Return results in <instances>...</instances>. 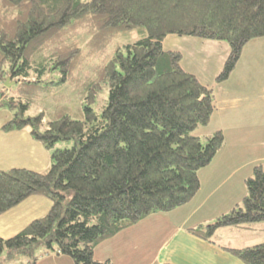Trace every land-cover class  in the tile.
<instances>
[{
    "label": "trees",
    "instance_id": "1",
    "mask_svg": "<svg viewBox=\"0 0 264 264\" xmlns=\"http://www.w3.org/2000/svg\"><path fill=\"white\" fill-rule=\"evenodd\" d=\"M132 30L140 38L109 50ZM171 34L226 43L214 79L223 82L243 46L264 37V0H0V110L8 114L1 130L28 128L50 151L45 170L0 169V215L31 196L50 202L44 215L0 236V261L7 252L37 264L43 246L73 264H112L93 257L99 243L195 196L199 170L224 135L216 130L202 141L193 134L215 111V93L183 68L181 52L163 48ZM65 88L78 96L75 111ZM42 99L54 108L27 115ZM244 186L230 211L187 231L211 243L220 228L264 231L261 163ZM221 247L243 264H264V239Z\"/></svg>",
    "mask_w": 264,
    "mask_h": 264
},
{
    "label": "crops",
    "instance_id": "2",
    "mask_svg": "<svg viewBox=\"0 0 264 264\" xmlns=\"http://www.w3.org/2000/svg\"><path fill=\"white\" fill-rule=\"evenodd\" d=\"M183 39V43L197 47L198 52L203 50L206 58L217 60V63L222 64L228 53V46L224 42L192 37ZM217 52L222 53L217 55ZM217 70L215 72L218 73ZM217 73L213 71L211 77L214 78ZM213 80L209 84L204 83L212 86L215 93V111L205 126L210 132L221 130L224 145L209 165L199 170L197 193L188 203L166 213L151 214L102 241L93 251L96 260H110L112 264H243L221 246L239 248L264 239L263 228H220L214 236V243L187 231L230 211L244 197V180L251 174L252 167L261 163L264 169V37L251 39L243 46L234 69L225 81L214 83ZM2 113L5 114L1 117L7 120L8 114L5 111ZM2 124L3 121L0 122V130ZM10 132L15 133L14 137H3L0 133V142L22 143L25 157L33 163L28 168L45 170L47 158L40 152L43 146L21 130ZM27 146L32 148L31 153L26 150ZM243 150H248V153ZM17 164L14 160H1L0 169L23 167ZM26 200L31 201V208L39 212L38 215L35 214L30 220L23 219L16 231L8 229L4 232L0 227L1 237L12 236L31 220L44 215L50 207L47 199L31 196L14 208L20 207ZM6 213L8 211L0 215V222ZM244 234H247L246 239L236 243L235 239L242 238ZM61 256L47 254L45 259L55 264ZM41 259H44L43 256Z\"/></svg>",
    "mask_w": 264,
    "mask_h": 264
},
{
    "label": "rangeland",
    "instance_id": "3",
    "mask_svg": "<svg viewBox=\"0 0 264 264\" xmlns=\"http://www.w3.org/2000/svg\"><path fill=\"white\" fill-rule=\"evenodd\" d=\"M140 36L141 35L137 30H132L127 34L119 35L110 44L109 50L111 51L115 47V45H123V44L134 42L135 40L140 38ZM183 38H186V37L172 35V34L167 35L163 40V48L167 49V50H177V51L181 52V54H182V61H181L182 66L186 70H188L192 73H196L198 75L197 77H199L200 81H202L203 84L204 83L209 84L213 79H215V77L214 78L211 77V73L213 71H214V73H217V72H215V70H217V69H218L217 71L219 72L221 67H222L223 62L221 64L219 62L217 63V60L211 61L210 59L205 57L203 50L198 52L197 47L192 48V47L186 45L185 43H183V41H184ZM225 45H227V44L225 43ZM228 51H229V47L227 49V52ZM222 52H217L216 54L220 55ZM97 61L98 60H96V58H94L89 62V65L92 63H95ZM5 81L3 83H5ZM6 83H9V86H7V87H10L13 82L10 81L8 78ZM105 89L106 90H104L101 94H99L97 102L93 105V108L96 111H100L102 109V106L105 104L104 98H105V94L107 92V87H105ZM60 91L65 93L66 98L70 99V102L67 104L71 108L72 111H75L76 107L79 105L78 104L79 99H78L77 94H75L73 92L70 93V89H68V88L61 89ZM53 108H54V105L51 104L50 100H48V99L43 100L42 99V100H38V102L36 104H34L32 107H30V109L27 111L26 114L27 115H34L42 109L52 110ZM2 112L3 111L0 110V122L3 121V123H4L6 121V119H4V117H1V115H4L5 113H2ZM21 131L25 132L29 136L28 128H25ZM0 133L3 135V137H7V136L14 137V135H15V133L4 132L1 130H0ZM211 133L212 132H210L209 128L206 126L198 127L193 132V134L196 136H199L202 141H204L205 137L207 135H210ZM34 143H36V142H34ZM36 144L38 145V143H36ZM69 144L70 143H68V142H58L57 144H55V146L56 147H65V146H69ZM26 150L29 153H31L32 148L30 146H27ZM243 151L245 153H248V150H243ZM40 152H41L42 156H43V154L46 156L47 161L45 164L48 168L50 151L45 149L44 147H41ZM40 156L41 155H38V157H40ZM1 160H5L7 162L14 160V161L19 163V164H17V166H23L25 168H28L30 165L33 164L30 160H28L27 157H25V146L22 143L17 142V141H15L14 143L12 141L11 142H0V161ZM26 163L27 164L29 163V164L27 165ZM28 169H30V168H28ZM36 171H42V170L37 169ZM38 213L39 212H35V209L32 210L31 201L26 200L24 203H22L20 205V207L9 210L8 213H6V217H2V219H1L2 221L0 222V227L4 230V232L7 231L8 229H9V231H16L18 229L19 222H21L23 219L30 220L31 218L35 217V214L38 215ZM10 233L12 234L13 232H10ZM11 234H9V235H11ZM9 235H6V236H9ZM245 236H247V234H244L242 238H236L235 242L237 243V242L244 241L246 239ZM47 254H50V256H51L53 254V252L52 251H46V249L43 246H38L36 248L35 256H37V260L39 261V264H50V262H48L45 259ZM41 256H43L44 259H41ZM1 258L2 259L0 261V264H27V261H26L27 258L24 256H21V255L11 256L9 253L3 252ZM55 264H73V261L68 256L62 255L60 260H58Z\"/></svg>",
    "mask_w": 264,
    "mask_h": 264
},
{
    "label": "water",
    "instance_id": "4",
    "mask_svg": "<svg viewBox=\"0 0 264 264\" xmlns=\"http://www.w3.org/2000/svg\"><path fill=\"white\" fill-rule=\"evenodd\" d=\"M7 80H8V78L6 79V81H5V83H4L5 86H9V83H6ZM1 96H2V93L0 92V98H1Z\"/></svg>",
    "mask_w": 264,
    "mask_h": 264
}]
</instances>
